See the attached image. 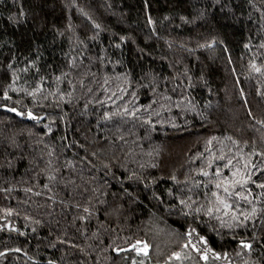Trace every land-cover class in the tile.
<instances>
[{
    "label": "trees",
    "instance_id": "16d2710c",
    "mask_svg": "<svg viewBox=\"0 0 264 264\" xmlns=\"http://www.w3.org/2000/svg\"><path fill=\"white\" fill-rule=\"evenodd\" d=\"M261 184L264 0H0V264H264Z\"/></svg>",
    "mask_w": 264,
    "mask_h": 264
},
{
    "label": "snow or ice",
    "instance_id": "6c2138e0",
    "mask_svg": "<svg viewBox=\"0 0 264 264\" xmlns=\"http://www.w3.org/2000/svg\"><path fill=\"white\" fill-rule=\"evenodd\" d=\"M182 19H183V17H182ZM149 23H151V20H149ZM96 27H99V25H96ZM253 67H254V65H253ZM256 71H259V69L257 68ZM35 91H39V89L37 88ZM30 95H32V93H30ZM4 98H5V99H9V98H10V97H8L7 92H5V94H4ZM9 111L17 112V109H15V108H11V109H9ZM18 114L22 115V113H18ZM28 115H29V117L36 119V117H33V116H32V113H31V112H29ZM229 163H231V161H229ZM203 174H204L205 176L208 175L207 172H204ZM219 175H220L219 170H217V176H219ZM237 175H240L239 170H237V172H234V173H233V176H237ZM248 179H250V176H244L242 179L231 181V184H232V186H235L236 184H241V185H243L244 183H247ZM259 186H260L261 188H264V184H261V185H259ZM217 187H219V184L217 185ZM224 191L227 193V192L229 191L228 187H225ZM237 195H240V194L237 193ZM182 202H183V201H182ZM220 203L223 204V207H224L225 209L230 208V205H229L228 203H226V202H224V201H220ZM85 211H87V209H85ZM209 211L211 212V209H210ZM255 211H256V209L253 208L251 213L244 214V218H245V219H248L249 216L255 214ZM233 219H236V217L234 216ZM189 235H190V234H189ZM201 239H203V238H201ZM242 243H243V242H242ZM244 246H245V247H251L250 245H247V244H245ZM146 247H147V245H145V248H146ZM203 258L206 260V259H207V255L205 254ZM49 264H52V262L50 261Z\"/></svg>",
    "mask_w": 264,
    "mask_h": 264
}]
</instances>
